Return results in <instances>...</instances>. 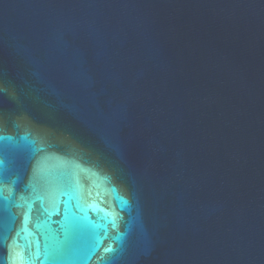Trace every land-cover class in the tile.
Returning a JSON list of instances; mask_svg holds the SVG:
<instances>
[{
    "label": "water",
    "instance_id": "obj_1",
    "mask_svg": "<svg viewBox=\"0 0 264 264\" xmlns=\"http://www.w3.org/2000/svg\"><path fill=\"white\" fill-rule=\"evenodd\" d=\"M0 259L264 264V0H0Z\"/></svg>",
    "mask_w": 264,
    "mask_h": 264
},
{
    "label": "snow or ice",
    "instance_id": "obj_2",
    "mask_svg": "<svg viewBox=\"0 0 264 264\" xmlns=\"http://www.w3.org/2000/svg\"><path fill=\"white\" fill-rule=\"evenodd\" d=\"M110 251V249H108ZM0 264H6V262L3 259H0Z\"/></svg>",
    "mask_w": 264,
    "mask_h": 264
}]
</instances>
